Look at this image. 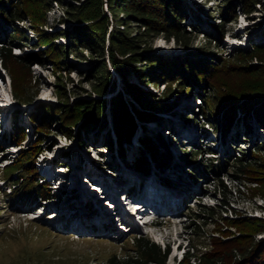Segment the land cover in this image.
I'll return each instance as SVG.
<instances>
[{
    "label": "rangeland",
    "instance_id": "374dc122",
    "mask_svg": "<svg viewBox=\"0 0 264 264\" xmlns=\"http://www.w3.org/2000/svg\"><path fill=\"white\" fill-rule=\"evenodd\" d=\"M86 1L64 0L60 2L59 0H43L39 3L33 2L30 7L38 13L39 20H32L33 16L30 15L32 18L27 17L22 21H14V25H18L30 36L28 39L23 38L15 41L17 44L13 47L12 53L24 55L28 52L40 49L46 50L48 48L49 45H41L36 40L38 35L33 23L40 30L43 29L54 35L59 33L57 37L53 38V41L65 43L68 38L62 37L60 34L66 36V34H71L77 25H88L91 23L90 21H77L70 15L71 11H77L72 10L74 8L73 5L82 6ZM3 2L4 6L1 4V7L10 11L11 15L15 14L17 7H21L24 3L20 2V0H4ZM176 2L182 10L183 24L191 32L192 42L190 46L179 43L174 37L167 38L166 34H159L144 38L140 51H145L148 55L154 56V58H158V56H162V58L195 56L193 51L198 48L202 51L215 53L221 56V60L224 61H220V65L221 63L224 65L222 66L223 69L214 72L213 81H215L216 85L221 80L224 84L230 82L234 87H239L240 83L250 78L248 75L239 72L240 70L235 69L231 72H226L224 69V67L227 68L234 62L240 61L239 59H245L244 61L252 60L253 64H259V66L264 67V51H257L255 48L256 45H264V0H259L250 12L247 11L249 7L244 4L245 0H176ZM234 6L235 12L233 10ZM102 12V16L106 15L109 19L108 30L104 40V56H101L99 52L81 47L77 51L65 48L61 50V55H52L42 62L36 60L33 63L27 62V64L16 59H7V62H4L0 56V104H2L0 106V264H108V259L114 255L119 258L133 252L135 245L133 238L135 236H146L150 240L159 243L163 249L169 245L171 252L166 264H179L177 257L184 253L186 254L189 251V247L196 246L199 251H203L207 247L208 250L214 249V244L211 242L212 235L226 237L224 231H230V229L232 232L238 233L236 228H228L227 224H223V220H217L218 216L213 218L211 215L207 219H201L202 222H197L199 227L197 232L193 233L189 228L194 221L192 215L196 211H201L203 205H215L216 211H220L223 216L249 215L264 218V185L253 186V183L245 176H243L245 179L236 180L237 178L234 175L240 172L235 171L232 165L235 155H239V149H243L245 153L250 154L257 144L264 140V131L259 126L257 119L255 120L252 114L247 119L243 117V114L238 113V115H241L239 121L237 118L233 119L232 127L229 131L220 135L222 132H220L219 127L223 123L222 114L219 112L216 115L212 110H207L208 102H202L198 96L199 92L203 93L199 87L196 86L194 92L188 93L187 91H182L179 84L175 82L171 84L166 81L157 84L151 81L142 83L136 70H131L127 78H124L113 67L110 60L111 54L107 49L111 47L109 45L110 34L115 29H123L124 27L122 24L116 23V16L110 10L107 0H103ZM117 18H125L127 20L124 12H120ZM129 20H132L131 26H129L132 34L143 30L138 19L129 18ZM11 22L10 20L5 22L0 16V41L10 42L12 40L7 32L9 29H14ZM190 25L193 26L191 27ZM219 25L224 26V35L222 37L218 33L217 28ZM242 50L245 55H241L242 52L240 51ZM196 56L198 58L205 57V54L199 53ZM103 60H105L107 69L111 73L110 84H108L105 93L99 94L95 91L97 81L91 70H95ZM136 66L139 70L144 68L141 62L136 63ZM259 77L264 80V75L256 76V79ZM128 82H134L144 90L152 92L155 98L168 100L167 102H169L170 106L163 109L165 111L163 113H156V110H152L153 108L149 110L154 113L156 119L157 116L160 118L159 124L154 123L155 121L148 123L135 118L137 125L130 139L140 136V141L136 142L135 139V143L132 142V147H127V143L121 144L122 151L120 150V154L123 158L121 156L120 158L125 161V164L123 161L119 162V158L116 156L119 139L113 128L112 98L122 93L126 100H132L137 107L143 108L134 95L128 91ZM210 88L205 91V95L206 97L209 94L213 95L214 101L209 98L210 103L213 101L216 104L217 102L215 101L221 98L219 90L216 86L213 89ZM96 98L106 99L107 105L104 113L107 122L105 125L103 122L99 123L95 126L96 128L88 133L82 131L81 136L78 134V128L80 129L82 125L81 121L72 127V136H67L64 131L68 128L66 125H62L61 120L57 119V117H55L56 119L49 118L48 121L50 122H47V129L40 132L37 129L39 124L32 118V114L38 111L46 114L50 107L64 110L68 106L72 108L78 99ZM26 99L29 101L27 102ZM204 104L205 106L199 109V106ZM202 112H205V116L200 114ZM168 118H171V120ZM245 120L250 124L249 132L247 133H244ZM15 122L24 126L25 129L26 134L20 141L21 146L18 145L19 143L12 142L10 138L12 132L15 131ZM207 122L209 123L208 125ZM235 123L238 125H235ZM208 126H210V129ZM214 126L218 127L216 128L217 130H213ZM156 131L164 139L169 155L172 157V159L169 157L164 169L159 166H164V164L154 161L148 148L141 145L143 144L141 140L143 134L155 133ZM199 131L205 133L208 137L199 139L200 141L196 140L197 136L194 133L197 134ZM187 135H192L191 141L193 143L185 138ZM110 137L112 139V147L107 152L104 144L108 143V138ZM80 139L85 142L86 147H83L84 145ZM35 143H39L42 147L35 162L36 166L40 167L39 178L42 177V166L50 162L62 161L67 163L63 168L61 167L63 165L62 162H60L61 166L59 168L53 164L51 166L52 171L58 169L57 171L64 172L66 166L69 165L70 167L74 166L70 170L74 172L79 167L71 175L61 176V178L68 181L71 180L70 177L74 178V182L68 187L55 182L51 183L49 187L52 189V197L49 201H43L40 198L28 202H25L24 199L16 200L11 183L21 179L19 175H21L22 170L14 173V179H9L7 178V169L13 160L16 162L19 159L22 148L27 149ZM77 144L80 146L78 145L76 148ZM222 144V148L218 151V145ZM13 145L18 146L14 150L15 152L20 150L16 155L7 148V146ZM224 145L225 147L229 145L226 147L228 148L226 153L224 152ZM81 146L83 148L79 149ZM209 148L210 154L208 153ZM72 149L75 150L72 151ZM140 149L149 161L148 166L152 171L149 170V172L153 174V179L160 181L158 177L165 176L166 180H169L168 184L173 188L175 187L173 190H175L174 193L176 192V194L178 191L184 193V188L186 189L188 184L189 189L186 190L195 189V196L190 197L189 201H187L185 194H181L180 202L187 205L180 211L179 216H162L160 217L161 222L157 227L140 223L137 227L138 229L129 232L123 229L124 224L122 227L117 224L115 226L123 231L118 235L115 234V236L104 235L89 229L69 227L68 224L71 222H67L69 219L76 222L79 217L76 216L77 213L79 215L80 213L88 212V210L85 211V208L83 209L80 205H77L79 193L75 197L72 196L73 190H67L68 192L64 190L69 189L77 184L79 180H82V177L78 176V174L83 171V166L92 161L94 166L89 164L91 168H97L99 162L97 157H102L100 152L106 153L107 157L115 162L116 166H112V163H108L110 159L104 157L100 163L101 171L96 170L100 173L98 175L109 177L115 190H119L122 181L118 178L128 179L129 181L127 182H136L140 177L139 173L128 168L136 167L133 165V161L139 156ZM76 151L77 153H75ZM86 151H88L87 154ZM174 151L177 153L174 154ZM193 156H195V159ZM126 160L129 162L127 163ZM117 161L119 162L118 164ZM171 161L175 163L173 162L174 164H172ZM84 163L86 164L84 165ZM47 168L46 166L44 169ZM190 170H193L196 176H191ZM67 173L69 172L66 169ZM81 173L83 174V172ZM168 173L175 175L169 174V176H166ZM51 177L53 176L51 175ZM173 179L178 181V183L171 181ZM160 183L162 182L160 181ZM180 186L183 191L176 189L181 188ZM98 187L100 188L101 186ZM168 188L170 190L167 191L171 193L173 191L172 188ZM94 190L93 186L83 190L82 197L85 199L82 202H89L91 193ZM62 191L64 192V202L61 200L56 201L58 196H62ZM83 192H86V195ZM10 193L12 195H8ZM49 202H53L51 206H58V210H64V212L60 213L61 215L63 214L60 220L52 219V217L57 215L56 213H58L57 216L60 218L56 207H52L48 212H44V209H42L45 206L34 209L39 206L38 204L47 205ZM120 204V201H118V204H114L116 206L119 205L117 210L120 209ZM109 205L112 208L114 206ZM108 207L101 209L102 212L97 221L100 224L103 223L102 219H104L113 228L114 224L111 222L114 221V216L117 212L110 213L111 207L107 209ZM31 210H34L32 212L36 213V217L28 213ZM151 216H157V214H151ZM80 217L81 225L93 227V223L90 220H84L82 216ZM110 218L113 221L109 220ZM253 237L255 240L264 241V232L255 233ZM179 242H181V246L177 249Z\"/></svg>",
    "mask_w": 264,
    "mask_h": 264
},
{
    "label": "trees",
    "instance_id": "16d2710c",
    "mask_svg": "<svg viewBox=\"0 0 264 264\" xmlns=\"http://www.w3.org/2000/svg\"><path fill=\"white\" fill-rule=\"evenodd\" d=\"M3 1L0 0V16L5 22L12 21L11 23L14 26V29L7 30L12 40L10 42L0 41L2 43L0 45V56L4 62H7V59H16L24 64H27V62L33 63L36 60L42 62L52 55H61V50L65 48L77 51L80 47L99 52L101 56H104V40L108 30L109 19L106 15L102 16L103 0H87L82 6L73 5L74 8L72 10L77 11H71L70 15L77 21H90L91 23L88 25H77L71 34H66V36L60 34V36L68 38L65 43L53 41V38L57 37L59 33L54 35L43 29L40 30L33 23L38 35L36 39L38 43L49 46L46 50L40 49L24 55L13 54L12 49L17 44L15 41L23 38L28 39L30 35L13 23L15 20L22 21L27 17L29 18L31 17L30 15L33 16V18L31 17L32 20H39L38 13L30 6L33 2L39 3L43 0H20V2L24 3L21 7H17V11L13 15H11L10 11L1 7V4H4ZM59 1L63 2L64 0ZM257 2L259 0H245L244 4L249 7L247 11L250 12ZM107 4L116 16V23L122 24L124 27L123 29H115L110 34L109 45L111 47L107 48L111 54L110 60L113 67L124 78H127L131 70H136L142 83L151 81L157 84L166 81L171 84L175 82L179 84L182 91H187L188 93L194 92L197 86L203 92L198 94L200 100L209 104L207 110H212L216 115L221 112L223 123L220 124L219 130L227 133L232 127L233 119L237 118L239 121L241 115H238V113H240L247 119L252 114L264 131V80L260 77L256 79V76L264 75L263 66L253 64L252 60L244 61L245 59H239L240 61L234 62L227 68L224 67V69L226 72H231L235 69L240 70L239 72L248 75L250 78L240 83L239 87H234L230 82L224 84L220 80L218 87L213 81L214 72L223 69L222 66L224 65L223 63L220 65V61H224L221 60V56L215 53L202 51L198 48L193 51L195 56H173L169 58L158 56V58H154V56L148 55L145 51L139 50L143 40H145L144 38L159 34H166L167 38L174 37L179 43L190 46L192 42L191 32L183 24L182 10L176 0H107ZM233 10L235 12V6ZM120 12H124L127 20L125 18H117ZM129 18L138 19L143 30L132 34L129 29L132 20H129ZM190 26L192 27L193 25ZM217 29L222 37L224 35V26L219 25ZM255 48L257 51H264V45H256ZM240 52H242L241 55H245L243 50ZM199 53L205 54V57L198 58L196 54L198 55ZM255 57L257 56L255 55ZM138 62L144 65L143 70L137 69L136 63ZM91 72L97 81L95 91L99 94L105 93L108 84H110L111 75L105 60ZM127 86L128 91L134 95L143 108L137 107L132 100H126L122 93L113 96V128L121 144L124 140H130L134 133L137 125L135 123L136 116L141 119H152L155 118V115L149 111L150 109L161 111L170 106L169 102H167L168 100L155 98L152 92L144 90L134 82H128ZM215 86L219 90V96H221L220 99L215 101L217 102L216 104L213 103V95L209 94L208 97L205 95V91L208 88L211 87L213 89ZM15 96L19 97L18 95ZM209 98L213 100L211 103ZM26 101L28 102L29 100L26 99ZM106 105L107 102L104 98L78 99L72 108L68 106L63 110L62 108L54 109L50 107L48 109L46 107L48 109L46 114L38 111L32 114V118L39 124L37 129L40 132L47 129V122H50L48 121L49 118L57 117V119L61 120V124L66 125L68 128L64 131L67 136H72V127L81 121V128H78V134L81 136L82 131L88 133L96 128L95 126L99 123L103 122L104 125L106 124V115L104 113ZM203 106L205 104L200 105L199 109ZM200 114L205 116V112ZM245 121L243 122L246 124L247 129L245 130L247 133L249 132L250 124L247 120ZM235 125L238 124L235 123ZM216 128L218 127L214 126V129ZM14 130L10 136L11 141L21 145L20 141L26 134L24 126L15 122ZM111 140V137L108 138V143L104 144L106 148L111 149ZM141 140L144 147L148 148L152 154L154 161L161 164L168 162L169 151L166 148L164 139L157 131L143 134ZM80 141L82 140L80 139ZM82 144L86 145L84 141H82ZM22 149L19 159L16 162L13 160L7 169V178L9 179H14V173L22 170L21 175H19L21 179L11 183L12 189L14 188V198L28 201L36 198H43L44 200L51 198L52 189H50L47 182L38 177L39 171L35 164L42 147L39 143H35L27 149ZM238 154L235 155V159L232 161L233 169L240 172L234 175L237 178L236 180L248 178L253 183V186L264 185V140L258 143L250 154L245 153L243 149H239ZM195 156H193L194 159ZM147 164L149 165V161L140 149L139 156L133 161V165L144 169ZM190 171L191 176H196L193 170ZM250 188L253 190L252 187ZM210 215L213 218L218 216L217 220H223V224H227L228 228H236L238 233L236 234L230 229V231H224L226 237L212 235L211 242L214 244V249L208 250L207 247L203 251H199L196 246L189 247V251L185 254L180 264H264V241L255 240L253 237L255 233L264 232V218L249 215L223 216L220 211H216L215 205L205 204L201 207V211H196L192 215L194 221L189 226L190 230L196 233L199 227L197 222H202L201 219H207ZM133 240L135 245L132 253L119 258L114 255L108 259V264H166L171 252L169 245L163 249L159 243L150 240L146 236H135ZM192 249L193 251H191Z\"/></svg>",
    "mask_w": 264,
    "mask_h": 264
},
{
    "label": "bare ground",
    "instance_id": "6f19581e",
    "mask_svg": "<svg viewBox=\"0 0 264 264\" xmlns=\"http://www.w3.org/2000/svg\"><path fill=\"white\" fill-rule=\"evenodd\" d=\"M157 111L158 110H156V113H159V112H162L163 113V112H165L163 110L158 111V112ZM136 118H138V117L136 116ZM168 119L171 120V118H168ZM138 120L139 121L140 120L141 121H145V122H148V123L155 121L154 123L159 124L160 118H158V116H157V119L156 118H152V119H149V118L148 119L138 118ZM158 128H160V127L158 126ZM244 128L247 129L246 126H244ZM201 134H203L201 131H199L197 134L194 133V135L197 136L196 140L199 139L198 137ZM191 136L190 135H187V138L190 141H191ZM135 139H136V142H139L140 141V136H136ZM135 139L133 138V139H130V140H124L122 143L123 144L124 143H127V147H132V145H133L132 142L135 143V141H134ZM78 145L79 144H77L75 147L77 148ZM141 145H144V144H141ZM222 146H223V144L222 145H218V151L220 150V148H222ZM228 146H226V147H228ZM83 147H86V146H83ZM83 147L81 146L79 149H81ZM226 147H225V145L223 147L225 149V150L223 149L225 153L228 151V148H226ZM106 149H107V152L110 151V148H106ZM74 150L75 149H72V151H74ZM120 150H121V143L119 142V147L117 148V155L116 156L119 158V162L123 161L125 163V161L122 159L123 156H121V154H120ZM75 153H77V151ZM87 153H88V151H86V154ZM175 153H177V152L174 151V154ZM100 155L102 157H100V158L97 157V160H99L98 167L97 168L96 167H94L95 169L94 168H91L90 165L94 166L92 161H90V163H89L90 165L84 163V165L85 164L86 165L83 166V171H80V173L78 174V176L82 177V180H79L77 184L73 185L69 189H64L65 191H67V190L72 191L73 190L72 196H75V197L79 193V197H78V200H77V205H80L83 209L85 208V211L88 210V212H86V213H80L79 215L77 213L76 216H79V217H78V219H77L76 222H78V223L73 222V220L69 219L67 221L68 223H69V221H71L68 224L69 227L72 226V228L73 227H77V228H80V229H89L90 231H97V232H100V233H102L104 235L106 234V235H109V236H115V234L116 235L120 234L121 233V230L117 226H115L117 219L119 218L120 220H123V221L124 220L129 221L131 219V216L128 213V209L126 208V203L124 201H122V191H124V190H125V192H131V191H137V189L139 187H142V186H146L147 188H150L151 187V188H153L152 197H151V199H152L151 200V203H153V205L155 207H165V208H168L169 209V205L171 203L170 201L172 200V202L180 203L178 205V207H177V212H180L184 208V206L187 205V204H183V203L180 202L181 194H183V195L185 194L186 195V198H187V201H189L188 199L190 197H193L192 195H195L194 193H196V191H194L195 190L194 188H192L190 190H186V189H189L188 188V185L189 184L186 186V189L184 188V193L181 192V191H178L177 194H176V192L174 193L175 190H173V189L175 187L173 188L170 184H168L169 183V180L167 181L166 178H165V176L158 177V178H160V181L164 185L162 183H160V181L158 179H155V178L153 179V174L149 172V170L151 171V169H149V167L147 166L148 164L146 165V168H144V169H140L138 167H135V168L128 167V164H127V167L129 169H133L134 171H136L137 173H139L140 174V177L136 180V182H127V181H129L128 179L126 180L124 178L125 180H123L122 178H118L122 182L120 183L119 190H115V187H114L113 183H111V180H109V177H107L105 175L103 177H102V175L101 176L98 175V174H100L98 171H101V169H102V167L100 165L102 159L104 157L105 158H108L107 155H106V153L103 154L102 152H100ZM120 156L122 158H120ZM169 157L172 159V157L170 155H169ZM108 159H110V158H108ZM93 161H96V160H93ZM60 162H62V161H56V162H53V163L50 162V163H47L45 166H42L43 174H45L44 178H45L46 182L49 185H51L52 182H55V183H58L59 185H63V186H67L68 187V185H71L74 182V178L73 177H70L71 180L68 181V180H64L63 178H61V176H63V175L64 176L65 175H71L72 173H74L78 169L79 166L77 167V169L74 172H71L70 171V170H72L71 167L73 168L74 166H71L70 167L69 165L66 166V168L64 169V172L57 171L58 169H54L52 171L51 170V166L53 164H55L59 168L61 166ZM119 162L117 161V164ZM126 162L128 163L129 161L126 160ZM173 162H172V164L175 163V162L174 163ZM62 163H63V165L61 166L62 168H63V166L67 165V163H64V162H62ZM108 163H112V166L114 165V167L116 166L115 162H113L111 159H110V161H108ZM46 166L48 168L47 169H44ZM165 166H166V164H164V166L161 165V167L163 169L165 168ZM37 168H38V171H39L40 167L37 166ZM66 169L69 172L67 174H66ZM96 169H98V171ZM48 170H49V172H48ZM81 172H83V174ZM127 174H126V176H127ZM169 174L172 175V176L175 175V174H172V173H168V175L166 174V176H169ZM51 175L53 177H51ZM179 178H180V176H179ZM179 178H177V179L179 180ZM89 180H91L94 184L91 181H89ZM80 181H82V182L80 183ZM171 181H175L176 183H178V181H176L174 179L171 180ZM89 186H93L96 191L94 190L91 193V198H90L89 202H82V200L85 199V198L82 197V191L83 190H86V188H88ZM98 186H101V187L99 188ZM167 186L172 188L173 191L171 193H169L167 191V190H170V188H168ZM112 187H114V188L112 189ZM74 188H76V189H74ZM176 189L182 190L183 188L181 187V188H176ZM61 193H62V196H58V199H56V201L61 200L62 202H64V200H63V194H64V192L62 191ZM83 193H84V195H86V192H83ZM110 199H113V200H110ZM19 200H21V199H19ZM109 200L110 201H115V202H110ZM157 200H159V201L157 202ZM24 201L25 202L26 201L28 202V200H24ZM118 201L121 202L120 209L119 210H117V208L119 207V205L118 206L114 205V204H118ZM51 204H53V202H49L46 205L45 212H48V210L52 209V207H56L57 208V212H59V214L61 212H64V210H62V209H59L58 210V206H56V205H52L51 206ZM109 204L114 205L113 208ZM107 206H109L107 209H109L111 207V212L110 213L117 212V214H115V216H114L115 217L114 218V221L111 218L109 219V220L113 221V222H111V223L114 224L113 228L104 219H102L103 220V223H100V224L97 221L99 219V217H100L101 212H102L101 209L103 207H107ZM52 213H54V212H52ZM56 214L58 215V213H56ZM57 215H55L54 217H52V219L53 220L54 219H57V221H58V220H60L62 218V215L63 214L62 215L61 214L59 215L60 218H58ZM80 216H82L84 218V220H90V222L93 223V227H91V226L86 227L84 225H81L80 224V222H81V217ZM135 223H137L138 226L140 225V221H136ZM106 224H108V226H106ZM92 228H94V230H92Z\"/></svg>",
    "mask_w": 264,
    "mask_h": 264
}]
</instances>
